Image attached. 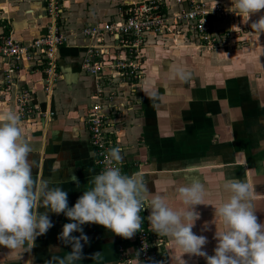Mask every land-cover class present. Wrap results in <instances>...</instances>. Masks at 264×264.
<instances>
[{"label":"crops","instance_id":"obj_1","mask_svg":"<svg viewBox=\"0 0 264 264\" xmlns=\"http://www.w3.org/2000/svg\"><path fill=\"white\" fill-rule=\"evenodd\" d=\"M59 1L63 27L69 33L87 24L119 20L127 4L141 0ZM157 1L166 12L179 8L175 0ZM220 1L232 6V0ZM47 2L0 0V38L11 35L16 40L29 41L41 35L50 23ZM260 15L264 10L253 14L247 23L241 16L215 20L214 28L224 33L221 36L226 43L216 50L199 46L194 34L186 30L149 34L142 50L144 78L141 84L136 83V90L131 83L119 81L116 85L103 79V95L113 86L117 95V113L109 126L114 147L121 149L125 173H140L143 177L149 189L147 206L154 195H160L169 207L180 209L184 206L177 188L192 181L204 184V205L195 207L200 219L192 231L207 237L203 250L209 256L214 255L217 243L215 231L222 230V225L213 223V206L230 195L223 188L226 178L251 180L256 215L259 222H264V33L254 32L250 26ZM95 43L82 36H70L60 46L57 59L61 78L50 97L44 94L41 65L20 62L7 82L5 76L11 63L0 58V109L16 112L15 95L19 89L27 88L42 111L52 112L48 120L37 114L21 120L25 136L30 137L34 178L67 191L69 207L92 187L88 181L100 173L86 116L97 101L101 83L81 68L88 46ZM115 57L118 55L110 46L104 58ZM178 69L185 70L187 76H181ZM73 175L79 186L71 180ZM48 215L53 227L37 237L35 246L22 259H10L8 249L0 246V264H46L53 254L62 257L71 251V245L58 236L63 225L72 221L64 214ZM82 228L89 242L83 246L84 258L76 264H120L119 246L131 251L134 245L133 237L123 238L97 224ZM153 233L166 243L165 264H177L172 238ZM53 246L59 251L54 253ZM97 252L100 256L92 260ZM183 259L186 264H206L203 257L185 254Z\"/></svg>","mask_w":264,"mask_h":264},{"label":"clouds","instance_id":"obj_2","mask_svg":"<svg viewBox=\"0 0 264 264\" xmlns=\"http://www.w3.org/2000/svg\"><path fill=\"white\" fill-rule=\"evenodd\" d=\"M232 8L247 23L253 14L264 10V0H232L229 11ZM250 26L252 31L264 33V15ZM178 73L187 76L183 69H178ZM31 152L30 137L25 136L19 115L7 108L0 109V246L8 249L6 255L10 259H22L35 246L37 237L53 227L49 212L64 214L72 221L63 225L58 236L71 245V251L62 257L53 254L46 264H76L84 258L83 246L89 242L82 225L97 224L115 235L132 238L141 228V211L150 209L147 219L151 229L172 238L177 264H186L185 254L203 257L206 264H264V222L258 221L253 204L255 190L249 179L232 177L223 181V188L230 195L212 205L213 223L222 225V230L215 231L217 243L214 255L209 256L203 250L207 237L192 231L200 219L195 207L204 205L206 189L202 182L192 181L177 188L184 206L180 209L169 207L160 195H154L145 208L149 189L143 177L140 173L122 174L119 167L111 166L122 161L121 149L113 147L105 157L109 166L88 181L92 187L69 207L67 191L34 178ZM71 180L80 185L74 175ZM74 232L80 235L73 236ZM52 250L59 251L55 246ZM99 256L97 252L91 259Z\"/></svg>","mask_w":264,"mask_h":264},{"label":"built area","instance_id":"obj_3","mask_svg":"<svg viewBox=\"0 0 264 264\" xmlns=\"http://www.w3.org/2000/svg\"><path fill=\"white\" fill-rule=\"evenodd\" d=\"M179 8L174 11L163 10L162 3L157 0H141L131 2L123 10L119 20L104 21L101 24H87L79 31L67 33L62 23V7L59 0H48L46 11L50 23L45 31L29 41H19L11 35L0 38V58L10 62L6 81L10 82L11 72L20 62H33L42 66L44 71L43 90L46 97H50L56 82L61 78L58 66L57 53L60 46L70 36H82L95 40L94 45H89L81 61V68L88 74L95 76L98 83L95 101L88 109L86 124L89 132L90 143L94 149V161L99 172L107 166L105 157L110 148L115 146V141L110 130V119L117 113L115 104L116 92L114 87L108 88L103 95V79L105 77L113 82L124 81L131 83V88L136 90V83L143 80L142 50L146 45V37L153 35H168L190 31L198 39L199 46L209 50H216L225 45L222 36L214 28L215 20H234L238 17L229 9L232 6L223 4L220 0H175ZM110 43L111 45H107ZM112 46L118 57L105 59L109 47ZM107 71V72H105ZM126 77V79H123ZM122 80H119V79ZM100 98L101 101H100ZM16 113L21 119L40 115L48 120L51 111H42L36 104L35 97L27 88L19 89L15 95ZM106 107L107 112L104 111ZM113 167H119L125 173V162H113ZM127 175V174H126ZM130 176V175H129ZM147 208V203H144ZM148 209L141 211L143 218L140 230L133 236L134 245L131 251L119 246L120 264H165V241L156 236L147 219Z\"/></svg>","mask_w":264,"mask_h":264},{"label":"rangeland","instance_id":"obj_4","mask_svg":"<svg viewBox=\"0 0 264 264\" xmlns=\"http://www.w3.org/2000/svg\"><path fill=\"white\" fill-rule=\"evenodd\" d=\"M60 2V1H59ZM126 7V6H125ZM125 9V8H124ZM238 17H239V14H238ZM237 17V18H238ZM85 26V25H84ZM83 26H81L80 28H78V29H75L76 31H79L81 28H82ZM224 42V41H223ZM142 70H143V68H142ZM144 71V70H143ZM143 78H144V74H143ZM123 79H126V77H123ZM120 80H122L121 78H120ZM114 84L116 83V82H113ZM138 83V82H137ZM140 84H141V82H139ZM116 85H119L118 83H116ZM114 87V86H113ZM136 89L138 88V86H136L135 87ZM106 91H108V89L106 90ZM114 91L116 92V89L114 88Z\"/></svg>","mask_w":264,"mask_h":264},{"label":"trees","instance_id":"obj_5","mask_svg":"<svg viewBox=\"0 0 264 264\" xmlns=\"http://www.w3.org/2000/svg\"><path fill=\"white\" fill-rule=\"evenodd\" d=\"M162 9V11L164 10V8H161Z\"/></svg>","mask_w":264,"mask_h":264}]
</instances>
